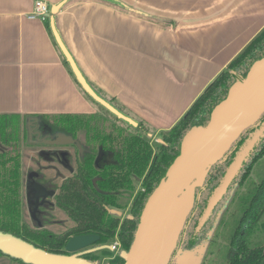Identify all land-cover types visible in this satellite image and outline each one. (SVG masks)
Listing matches in <instances>:
<instances>
[{"label":"crops","instance_id":"crops-1","mask_svg":"<svg viewBox=\"0 0 264 264\" xmlns=\"http://www.w3.org/2000/svg\"><path fill=\"white\" fill-rule=\"evenodd\" d=\"M34 1L0 0V115L99 113L56 45L50 14L28 17ZM45 1H65L55 27L93 90L156 137L264 28V0ZM0 264L20 263L0 255Z\"/></svg>","mask_w":264,"mask_h":264},{"label":"trees","instance_id":"trees-1","mask_svg":"<svg viewBox=\"0 0 264 264\" xmlns=\"http://www.w3.org/2000/svg\"><path fill=\"white\" fill-rule=\"evenodd\" d=\"M262 57H264V28L193 102L186 114L171 129L160 134V144L154 151L146 138L151 130L142 122H138L134 128L129 127L134 131H128L108 124V120L99 113L47 117L68 133L72 132L84 137L104 138L107 140V147L110 146L109 143L113 146L114 142L117 144L120 142L118 149L110 148L115 153L118 164L102 174L101 181L97 183L99 191L94 190L91 186V178L94 176L91 173L84 174L78 178L79 180L74 185L66 188L63 196L59 198V205L74 221V225L68 233L55 235L48 231H35L26 226L21 228V225L18 224L13 214L16 213L19 205L17 187L20 176L17 173V167L9 166L7 160H4L0 155V216L3 217L0 219V232L11 234L47 253L58 255H69L64 252V247L73 236L97 235L99 241L96 244L106 245L114 240L117 233L121 248L127 252L133 242L144 204L165 176L168 167L178 156L185 133L193 126H205L213 108L226 97L232 84L245 78L252 64ZM90 100L94 102L92 99ZM107 102L111 104V101L107 100ZM114 107L120 111L118 107ZM262 120H264V116ZM20 121L21 118L16 115H0V136L20 135ZM252 131L253 128H249L241 135L227 160L220 161L211 168L203 189L197 191V193H201L200 199L196 201L193 215L189 217V222L179 239L182 250H193L206 240L232 189L235 186L241 187L249 181V176L255 165L264 157L263 139L232 182L227 194L216 206L209 220L199 231H196L210 195L220 183L235 152ZM132 176L141 181V190L137 192L132 205L129 206L130 217L120 221L118 218L110 216L107 206L113 205L122 209L128 207L134 191ZM262 206H264V176L258 183L250 185L247 191L238 197L239 210L236 225L227 244L229 264H264V240L252 242L245 239L250 229L253 228ZM108 252V250L102 249L103 255ZM0 255L3 254L0 252ZM80 257L93 264L99 260L96 253L89 251L82 252ZM10 259L24 264L20 260ZM123 263L124 260L120 256L108 261V264ZM170 264L178 263L172 260Z\"/></svg>","mask_w":264,"mask_h":264},{"label":"water","instance_id":"water-1","mask_svg":"<svg viewBox=\"0 0 264 264\" xmlns=\"http://www.w3.org/2000/svg\"><path fill=\"white\" fill-rule=\"evenodd\" d=\"M65 1L50 7L49 26L56 45L82 91L116 118L136 127L137 123L99 96L89 85L64 45L54 23V15ZM264 57L255 61L245 78L235 81L226 97L212 110L205 126H193L183 136L178 156L146 200L133 242L121 258L123 264H170L178 250L179 239L200 199L211 168L235 149L234 144L249 128L253 131L235 152L220 183L210 195L196 231L209 220L227 194L242 167L264 139ZM66 141L68 137L64 136ZM99 241L95 235L70 238L64 248L69 255H58L34 247L11 234L0 232V252L24 264H93L76 252ZM184 251V250H182ZM177 263V262H176Z\"/></svg>","mask_w":264,"mask_h":264},{"label":"flooded vegetation","instance_id":"flooded-vegetation-1","mask_svg":"<svg viewBox=\"0 0 264 264\" xmlns=\"http://www.w3.org/2000/svg\"><path fill=\"white\" fill-rule=\"evenodd\" d=\"M19 134L18 136H0V155L7 160L9 166L17 167V173L20 176L17 187L19 205L13 215L21 228L26 226L35 231H48L55 235L68 233L74 221L59 205V198L63 196L68 186L74 185L78 178L87 173L94 175L91 178V186L99 191L97 183L101 181L102 174L118 164L115 153L110 148L118 149L119 139L118 144L114 142L112 146L109 143L110 146L107 147V140L104 138L68 133L55 124H49L42 118L33 116L24 118L23 131L20 127ZM63 135L68 137V141ZM150 136L148 134L146 138L151 147ZM157 142L160 144V139ZM131 181L134 191L128 207L122 209L113 205L107 206L110 216L119 220L122 211L128 210V214L120 221L130 217L129 206L132 205L137 192L141 190L139 179L132 176ZM137 183L140 184L139 189L136 186ZM1 218L3 217L0 216ZM115 242L119 244L120 250L125 252L121 248L117 233L114 240L106 244L108 247L102 249L114 253L110 246ZM82 251L94 252L90 246L76 254ZM116 256L114 253L111 259Z\"/></svg>","mask_w":264,"mask_h":264},{"label":"rangeland","instance_id":"rangeland-1","mask_svg":"<svg viewBox=\"0 0 264 264\" xmlns=\"http://www.w3.org/2000/svg\"><path fill=\"white\" fill-rule=\"evenodd\" d=\"M113 103V102H112ZM115 105V104H114ZM99 109V114L108 120V124H112L123 130H130L129 124H126L124 121L116 118L111 113L106 111L101 106L97 105ZM118 107V106H117ZM119 108V107H118ZM120 109V108H119ZM121 110V109H120ZM43 121L49 124H55L54 122L47 120L45 117L42 118ZM135 121V120H134ZM23 122L24 118L20 121L21 131H23ZM137 123V121H135ZM133 127V126H132ZM134 128V127H133ZM149 142L152 149H156L159 145L158 140L160 136H154L153 133H150ZM264 176V157L255 165L254 170L249 176V181L244 185L235 186L231 193L229 194L226 202L221 207L217 218L213 224L212 229L210 230L205 241L202 242L197 248L190 251L178 250L175 255V260L178 264H229V258L227 254V244L228 239L230 238L235 223L238 216V197L243 195L247 189L253 183H258L259 180ZM137 188H140V184H136ZM128 214V210H123L122 215L119 217L122 220ZM264 206H262L261 212L255 224L250 229L249 233L245 236V239H248L252 242L254 241H263L264 240ZM104 247L108 245H93L91 250H94V253L98 255L99 260L96 264H108V260L111 259L114 253L108 252L105 255L102 254V251L99 252ZM96 251V252H95ZM85 252V251H82ZM79 254H82L81 252Z\"/></svg>","mask_w":264,"mask_h":264},{"label":"built area","instance_id":"built-area-1","mask_svg":"<svg viewBox=\"0 0 264 264\" xmlns=\"http://www.w3.org/2000/svg\"><path fill=\"white\" fill-rule=\"evenodd\" d=\"M50 12V6L45 0H35L32 13L28 16L30 19H38L41 21H47ZM111 251L117 256H122L124 252L120 250L118 243H113L110 246Z\"/></svg>","mask_w":264,"mask_h":264}]
</instances>
